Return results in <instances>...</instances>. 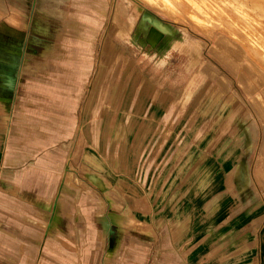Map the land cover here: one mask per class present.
Here are the masks:
<instances>
[{"label":"rangeland","instance_id":"obj_1","mask_svg":"<svg viewBox=\"0 0 264 264\" xmlns=\"http://www.w3.org/2000/svg\"><path fill=\"white\" fill-rule=\"evenodd\" d=\"M218 1L237 13L167 0H3L0 52H13L0 61V93L26 83L55 92L69 110L57 124L63 181L86 186L83 173L100 185L108 172L142 225L145 195L184 264H264V14ZM89 151L101 168L87 164Z\"/></svg>","mask_w":264,"mask_h":264},{"label":"crops","instance_id":"obj_2","mask_svg":"<svg viewBox=\"0 0 264 264\" xmlns=\"http://www.w3.org/2000/svg\"><path fill=\"white\" fill-rule=\"evenodd\" d=\"M66 110L55 92L29 83L0 93V264H184L186 256L171 246L178 241L161 236L167 216L152 215L145 195L140 202L149 218L142 225L129 193L108 186V172L100 185L83 173L88 186L63 181L67 145L60 144L57 124ZM87 154L88 165L102 167ZM187 205L181 193L180 228L187 226ZM126 226H147L150 233L126 234Z\"/></svg>","mask_w":264,"mask_h":264},{"label":"bare ground","instance_id":"obj_3","mask_svg":"<svg viewBox=\"0 0 264 264\" xmlns=\"http://www.w3.org/2000/svg\"><path fill=\"white\" fill-rule=\"evenodd\" d=\"M167 1H168L167 4L169 6L168 8H172V7L179 8V7H182V6L183 7L197 6V7L201 8L205 13H212L213 15H215L217 13L219 14L222 11L223 12L226 11V12L232 13V14H233V12L237 11L236 4L230 6V4L227 3L226 1H225L226 3L224 2V4H222V1H218V0H167ZM238 1H239V3H241V4H239L238 7H241V8H245V7L246 8L247 7L250 8L251 7V8H253L255 10H258V11H260V12H262L264 14V0H238ZM120 4H118V5H120ZM227 5H229V6H227ZM126 6H129V5H126ZM121 7H122V5H120V8ZM126 8H128V7H126ZM165 8H167V7H165ZM193 8H195V7H193ZM123 11H125V10H123ZM172 12H174V11H172ZM105 49H107V48H105ZM107 52H108V49H107ZM105 56H107V55H105ZM90 105H91V102H90Z\"/></svg>","mask_w":264,"mask_h":264},{"label":"flooded vegetation","instance_id":"obj_4","mask_svg":"<svg viewBox=\"0 0 264 264\" xmlns=\"http://www.w3.org/2000/svg\"><path fill=\"white\" fill-rule=\"evenodd\" d=\"M1 2H0V6H1V8H3L4 10H1V8H0V12L2 11H4L5 13H7V7H6V5L5 4H3V0H0ZM6 2H7V0H6ZM5 2V3H6ZM7 4V3H6ZM1 17V16H0ZM14 19H13V17L12 16H10L9 17V19H8V24H12V22H14L13 21ZM15 36H17V35H15ZM17 44V38H16V40L15 41H13L12 42V44H11V47H14L13 49H15L16 48V45ZM1 50V49H0ZM12 50V49H11ZM4 52V53H3ZM12 52L13 51H10L9 49L6 51V50H2V54H1V52H0V61H1V63H3V62H6V61H8L9 62V60L12 58ZM5 54H7V55H5ZM9 56V57H8ZM4 60V61H3Z\"/></svg>","mask_w":264,"mask_h":264}]
</instances>
